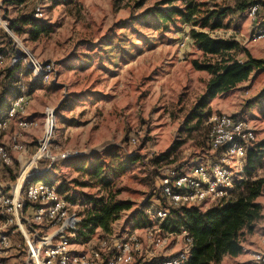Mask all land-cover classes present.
Returning a JSON list of instances; mask_svg holds the SVG:
<instances>
[{"label": "rangeland", "instance_id": "obj_1", "mask_svg": "<svg viewBox=\"0 0 264 264\" xmlns=\"http://www.w3.org/2000/svg\"><path fill=\"white\" fill-rule=\"evenodd\" d=\"M162 1L26 0L11 4L5 0L0 7V18L8 22L7 32L0 29V43L6 55V63L0 66V94L5 88L12 94L21 82L27 95L26 118L42 124L48 109L54 110L56 117L48 151L42 159L37 156L44 137L42 127L20 132V142L27 151L22 158L19 153H11V165L0 169V183L15 184L21 175L37 171V179L54 182L61 188L63 197L75 202L82 219L92 207L90 198H105L110 191L117 194V201L131 207L121 213L108 233L98 228L75 240L77 249L86 250L105 237L142 232L144 228L135 225L132 216L149 199L157 182L155 175H165L179 167L190 168L209 158L210 120L222 113L221 110L228 114L238 112L236 115L255 126L258 140L264 138L260 104L249 103L264 89L261 71L252 74L248 82L234 91L212 99L203 112L204 119H191L210 76L195 70L193 61L202 62L205 57L188 35L194 29L213 39L234 40L253 58L264 61V41L247 43L253 28L264 18V5L256 22L247 12L228 14L223 19V27L212 31L182 24L179 19L163 29L154 15L143 19ZM242 1L199 0L210 10L234 8ZM38 6L45 10V19L40 22L52 31L32 40L28 27L16 23L23 17L33 16ZM175 6L183 8L182 1ZM19 44L30 53L34 63L55 65L52 82L31 83L30 69L23 64L10 65L15 47L20 49ZM237 58L244 61L247 55L238 53ZM10 92L7 107L12 98ZM15 132L18 128L14 125L0 142L10 148ZM66 153L74 156L62 158ZM163 154L166 160L154 164L152 159ZM133 155L141 156L143 161L129 166L123 175H112L107 189L101 184H90L86 171L77 169L79 164L94 162V156L103 160L110 156L126 160ZM263 174L264 169L254 174V179ZM238 179L237 185L241 181ZM257 202L264 216V193ZM218 204L207 202L199 208L204 211ZM17 237L11 247L16 252L11 250L9 264H18L24 258L23 240ZM142 237L147 259L151 261L174 254L185 246L182 239L176 242L171 239L166 252L159 253L143 232ZM263 237L264 217L252 233L241 237L242 253L237 257L226 256L220 264H252L251 254L260 248Z\"/></svg>", "mask_w": 264, "mask_h": 264}, {"label": "built area", "instance_id": "obj_2", "mask_svg": "<svg viewBox=\"0 0 264 264\" xmlns=\"http://www.w3.org/2000/svg\"><path fill=\"white\" fill-rule=\"evenodd\" d=\"M5 0H0V7ZM261 2L264 0H249ZM261 3L247 10L250 19L256 22V16ZM1 9V8H0ZM33 17L45 19L42 6L35 8ZM8 22L0 18V29L7 32ZM257 29H254L248 39V44L264 41V18ZM1 42V40H0ZM0 43V66L6 63L4 45ZM15 54L10 58V65L23 64L30 69V82L43 80L52 82L55 75V65L51 62L37 64L26 48L19 44ZM23 75V73H22ZM27 95L21 82L17 92L12 96L6 111L0 115V140L10 131L12 126L18 128L11 138L8 148L0 142V169L8 167L12 162V152L20 157L27 150L20 142V132L43 129L44 137L38 158L42 159L48 151L47 147L52 136L56 117L54 110L48 109L43 123L27 119ZM54 120V127L48 125ZM209 158L203 160L182 172L173 170L163 175L160 190L165 202L173 207H204L207 202L219 203L230 198L238 178H241L246 155L249 148L259 140L255 126L245 117L225 113L216 114L210 120ZM70 153L62 155L69 158ZM23 174V173H22ZM39 172H27L19 191L17 184L0 183V264H9L14 252L17 236L23 240L24 258L18 264H187L193 250L194 241L190 233L184 229L180 233H169L161 228V222L168 215V209L159 206L151 207L147 214L153 223L144 228L143 234L150 245L159 253H165L172 240L182 239L184 248L168 255L160 256L157 260L147 259L142 232L134 231L125 237H105L92 243L86 250L76 248L75 240L82 224V217L76 209L75 202L63 197L54 182L38 180ZM172 239V240H171ZM14 258L15 254H13ZM18 259V258H17ZM19 260V259H18ZM144 262L142 263L141 261ZM252 264H264V237L258 250L251 254Z\"/></svg>", "mask_w": 264, "mask_h": 264}, {"label": "trees", "instance_id": "obj_3", "mask_svg": "<svg viewBox=\"0 0 264 264\" xmlns=\"http://www.w3.org/2000/svg\"><path fill=\"white\" fill-rule=\"evenodd\" d=\"M26 0H8L11 4H22ZM182 1L183 8L175 6ZM261 2L243 0L234 8L210 10L208 5L199 0H163L153 10L143 16L154 15L159 26L169 28V23L179 19L182 24H193L194 27L219 30L223 27V19L227 15H237ZM264 5V3H261ZM165 6V8H161ZM142 18V17H141ZM138 20V19H137ZM16 25L28 27L32 40H37L41 35H48L52 28L42 24L33 16L23 17ZM194 45L201 51L205 60L193 61L196 71L206 72L210 76L205 94L199 99L191 119L200 121L204 119V110L209 107L212 99L230 93L240 85L248 82L252 74L257 71L264 72V61L253 58L249 52L234 40H217L205 32L191 29L188 33ZM238 53L247 55V59L238 60ZM13 74H9L11 78ZM15 87V86H14ZM10 89L5 88L0 94V115L8 108L6 105ZM17 92H10L13 96ZM260 104L261 116L264 118V89L251 101ZM248 108V107H247ZM94 162L79 164L78 172H85L89 176V183L103 188L110 187V177L125 174L127 168L143 161L141 156H129L126 160L117 157L103 158L94 156ZM160 155L152 159L158 165L166 160ZM106 161H110L108 164ZM184 168L176 170L182 172ZM264 169V139L249 148L246 163L241 174V181L233 191L230 198L224 199L215 207L201 210L199 207H173L165 202L160 190L162 174H156L155 187L149 199L139 210L133 213V220L138 227L147 228L153 225L147 214L153 206L168 209V217L161 222V228L169 233H180L182 229L188 231L193 238L194 246L187 264H220L224 257H237L243 251L241 237L245 233H252L256 224L263 219L262 206L257 200L264 193V174L254 179V174ZM15 179L14 175H11ZM107 189V188H106ZM58 191L62 195L61 188ZM117 194L107 192L105 198H90L92 207L86 210L78 233V238L88 236L96 229L105 233L110 231L111 225L120 219L121 213L131 209L130 205L116 200Z\"/></svg>", "mask_w": 264, "mask_h": 264}, {"label": "bare ground", "instance_id": "obj_4", "mask_svg": "<svg viewBox=\"0 0 264 264\" xmlns=\"http://www.w3.org/2000/svg\"><path fill=\"white\" fill-rule=\"evenodd\" d=\"M53 122L54 120L52 119L50 122H49V125H48V129L51 130L53 128ZM25 175L22 176V179L20 180V182L17 184L16 186V190L19 191L20 187H21V184H22V181L24 179Z\"/></svg>", "mask_w": 264, "mask_h": 264}, {"label": "crops", "instance_id": "obj_5", "mask_svg": "<svg viewBox=\"0 0 264 264\" xmlns=\"http://www.w3.org/2000/svg\"><path fill=\"white\" fill-rule=\"evenodd\" d=\"M259 25L260 24H256V26L253 28L252 32L254 31V29H257L259 27ZM252 32H251V34H252ZM218 109L221 110L222 108H218ZM221 111H223L222 113L228 114V112H226L224 110H221ZM236 113H238V112H235V113L232 112V114H230V115H236ZM262 139H264V138H262Z\"/></svg>", "mask_w": 264, "mask_h": 264}, {"label": "water", "instance_id": "obj_6", "mask_svg": "<svg viewBox=\"0 0 264 264\" xmlns=\"http://www.w3.org/2000/svg\"><path fill=\"white\" fill-rule=\"evenodd\" d=\"M39 180V179H38Z\"/></svg>", "mask_w": 264, "mask_h": 264}]
</instances>
